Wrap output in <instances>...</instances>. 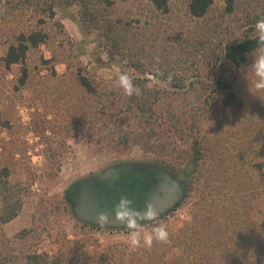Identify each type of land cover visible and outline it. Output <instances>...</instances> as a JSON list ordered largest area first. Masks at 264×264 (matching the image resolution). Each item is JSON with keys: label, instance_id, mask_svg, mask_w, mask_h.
I'll return each mask as SVG.
<instances>
[{"label": "rangeland", "instance_id": "1", "mask_svg": "<svg viewBox=\"0 0 264 264\" xmlns=\"http://www.w3.org/2000/svg\"><path fill=\"white\" fill-rule=\"evenodd\" d=\"M109 1L112 3L111 17L126 21L134 29L133 33H139L135 38H140L142 50L128 51L126 57L110 58L100 32L82 31L78 8L61 3L55 7V20L62 25L72 41L73 54L70 56L71 63L69 62L71 69L80 66L98 86L109 93L111 106H121L128 96L115 83L117 72H128L131 76L134 74L129 68L131 60L133 63L137 58L143 60L150 70L149 74L144 73L143 76L150 79L147 85L156 93L154 97L157 98L153 104L154 116L162 127L169 132L173 128L181 130L190 137V143L193 139L202 137L217 140L216 145L224 159V168L229 170L230 176L235 170L239 172L236 182L242 188V194L237 196L235 189L227 182L220 204L225 208L235 205L242 207L236 222L228 219L231 226L235 225L238 230L248 235V242L238 255L242 264H264L260 256L255 255L259 241H255L254 230L264 218V182H260L257 177V164L264 163V93H257L252 87L250 66L253 61L239 68L225 66V77L232 82L231 91L235 97V105L231 109L223 108L222 124L217 126L211 119L206 118V113H201L204 105L202 102L206 98L210 102L215 101L218 106L224 100V95L213 96L211 93L217 74L207 65L210 50L205 53L207 57H201L194 63L188 52L192 50V40L201 39L202 27L207 26L208 21L189 16V0H171L166 14L157 13L147 0ZM222 6L223 0H214L212 12L216 13ZM2 11L1 0L0 16ZM16 22L17 20L11 18L0 19V152L4 148L0 165H6L10 170L11 184L22 195V210L14 220L0 224V261L4 262L6 255L10 253L13 258L8 259L10 263L6 262L19 264L26 252L37 250L50 253L56 251L61 239L79 238L77 235L83 233L81 223L69 212L63 211V192L74 181L113 163L154 162L166 166L171 173H187V178L183 180L187 184L183 182L182 187L186 190L185 198L173 212L165 216V221L171 229L179 230L199 215L202 190L198 186L188 194L190 175L185 172L187 162L178 163L166 157L157 158L155 154L144 153L138 147L120 152H106L99 150L94 144L87 145L79 137L68 138V116L75 112L72 110L80 103L77 102L79 97L75 92L77 88L73 84L71 71L65 62H57L58 59L69 57L60 44L63 37L57 36L52 23L48 24L46 28L51 37L55 34L56 39L52 38L53 41L47 46L31 49L23 64L6 68L2 60L7 43L12 41L13 33L19 29ZM21 25L27 26L28 21L23 20ZM175 31H181L188 39L186 53L180 59L177 57L176 44H173V48L170 42V34ZM213 38L207 40L205 47L217 46V43L213 44ZM52 52L55 54L54 60H51ZM176 57L179 64L174 61ZM167 62L174 64L175 74L183 79L185 86L166 85L153 78L151 73H155L161 64L166 67ZM24 71L27 76L22 85ZM197 75L203 84L191 86L195 81L191 77ZM207 84L210 86L206 87ZM179 133L176 134V139L181 147L188 149V145L181 138V132ZM217 159V156L208 158L205 167L212 166ZM196 163L204 165V161L198 162L197 159L192 167ZM158 175V179H161V175ZM110 181L112 185L106 187L99 199L101 205L98 200L93 205H100L104 213L111 215H115L121 198H126L131 203L138 200L141 210L140 202L147 198V193L152 188L146 177L142 181V177L132 173ZM104 183L102 182L103 185ZM158 184L159 192L163 187V180H159ZM99 186H94V189L87 192V196L99 195ZM140 227L141 238L152 229L147 224ZM99 228L83 229L98 240L99 249L105 253L115 240L130 243L127 230ZM24 230L27 231L25 236L18 237ZM135 248L131 245V249Z\"/></svg>", "mask_w": 264, "mask_h": 264}, {"label": "trees", "instance_id": "2", "mask_svg": "<svg viewBox=\"0 0 264 264\" xmlns=\"http://www.w3.org/2000/svg\"><path fill=\"white\" fill-rule=\"evenodd\" d=\"M1 1V0H0ZM3 11L0 19L11 18L17 20L12 41L7 43L6 53L3 57V66L9 68L13 65H21L26 61L27 53L41 45H48L52 40L50 31L46 26L50 23L54 26L60 40L63 51L68 58L56 59L57 62H65L71 71L73 84L77 88L75 92L80 103L68 116L66 129L69 130L68 138L79 137L87 145L96 146L99 150L106 152H120L132 147L140 148L144 153L155 154L157 158L166 157L175 162H187L185 172H189L190 182L187 187L188 194L200 187L202 192V203L199 212L194 219L179 229H171L166 223L165 216L147 223L150 227L164 224L169 232V243L153 241L152 246H141L131 249L130 243L115 240L107 252L98 247V240L83 228L96 226L83 225L80 222L83 233L79 238L72 240L61 239L56 251L50 253L29 251L24 254L19 264H242L239 252L248 242V235L238 230L235 225H230L228 219L235 222L240 217L242 207H221V195L227 182L235 189L237 196L243 190L236 182L239 172L234 171L230 176L229 170L224 168V159L218 151L216 141L207 140L206 137L193 139L182 133L181 130L173 128L168 131L162 127L154 116L153 104L157 101L153 92L147 85L149 78L143 76L149 74L143 60L135 59L129 68L134 72L131 74L133 83L140 89V95L127 97L121 106H111L106 90L98 86L95 81L86 74L80 66L71 69L70 59L73 54V45L62 25L55 20L57 5L65 4L78 8L80 29L85 33L100 32L104 41V48L110 56L126 57L128 51H141L140 38H135L139 33H133L131 25L120 18H112L109 0H2ZM157 13L166 14L169 10L171 0H147ZM214 0H189L187 12L189 16L197 20H207L208 25L203 26L201 39H193L189 55L194 62L206 56L210 50L208 63L216 71V79L212 83V95H224L223 103L219 106L216 102H210L208 98L203 100L201 113L211 119L217 126L222 124L221 112L223 108H233L235 97L232 93V82L225 77V66L239 68L253 61L258 47L255 24L264 19V0H223L221 10L212 12ZM28 21V25H21L22 21ZM32 21V23H30ZM134 36V37H133ZM214 37V38H213ZM213 38L215 47H205L207 40ZM170 42L176 44L180 59L186 53L188 39L181 31L170 34ZM216 40V42L214 41ZM194 41V43H193ZM211 43V45H213ZM50 47V46H49ZM174 48V46H173ZM57 50V49H56ZM176 50V51H177ZM176 53V52H175ZM52 52L51 60H54ZM64 54V53H63ZM62 54V55H63ZM137 54V53H136ZM55 55V54H54ZM174 61L179 64L178 58ZM70 62V63H69ZM173 63L162 64L157 71L152 72L155 80L166 85L180 87L185 86L183 79L175 74L176 67ZM73 70V71H72ZM21 84L27 76L24 71ZM195 79L191 86L203 84L200 76L191 77ZM210 84V83H209ZM206 87H208V85ZM210 86V85H209ZM180 89V88H178ZM153 97V98H152ZM214 98V97H213ZM212 98V99H213ZM175 119V118H174ZM177 122V121H176ZM197 123V120H195ZM175 131V132H174ZM188 145V149L181 147L176 139V134ZM64 142V141H63ZM219 142V141H218ZM3 149L0 152L2 157ZM216 151V152H214ZM15 152V150H14ZM217 156V162L210 167H205L208 158ZM198 159L204 161V165L192 163ZM159 160V159H157ZM257 177L264 182V163H258ZM191 167L192 172L190 173ZM10 170L6 165H0V224L4 225L18 217L22 210V195L19 189L11 184ZM244 197H241V199ZM62 209L69 212L62 196ZM167 216V215H166ZM164 221V222H163ZM100 229V228H99ZM80 230V232H81ZM85 230V231H84ZM255 241H259L258 252L264 261V218L255 227ZM27 231L17 236L23 238ZM128 230L126 231V233ZM9 253L4 262L9 264L12 259ZM8 261L9 263H7Z\"/></svg>", "mask_w": 264, "mask_h": 264}, {"label": "flooded vegetation", "instance_id": "3", "mask_svg": "<svg viewBox=\"0 0 264 264\" xmlns=\"http://www.w3.org/2000/svg\"><path fill=\"white\" fill-rule=\"evenodd\" d=\"M163 170V171H161ZM112 173V174H109ZM129 173L135 176L142 177V181L145 177L151 182L152 188L147 193V198H144L140 202L141 210L138 207V200L131 203L130 208L132 211L143 214L146 211V206L151 205L153 210L157 213L158 219L173 212L178 207L183 199L185 198V192L183 185L187 184L183 181L187 178V173H171L169 169L159 163H143V162H127V163H113L106 167L97 170L94 173H88L84 177L69 184L63 192V201L67 207L69 213L75 217L78 221L82 222L83 225L96 226L101 228H109L111 230H124L125 225L116 221L115 215L104 213V209L100 208L99 199L101 194L105 192L106 187H110L113 178L124 177ZM161 179H158L159 175ZM182 178V179H181ZM102 179V180H101ZM101 180V181H99ZM163 180V187L158 192V182ZM102 182H105L104 185ZM99 186V195L90 194L87 196V192L94 189V186ZM103 185V187H102ZM115 190V187H113ZM85 196L87 199H85ZM98 200V206L94 207V203ZM134 205V206H133ZM100 214L107 216L108 222L104 227L99 226L97 223V217ZM151 220H137V225L141 226L149 223Z\"/></svg>", "mask_w": 264, "mask_h": 264}, {"label": "clouds", "instance_id": "4", "mask_svg": "<svg viewBox=\"0 0 264 264\" xmlns=\"http://www.w3.org/2000/svg\"><path fill=\"white\" fill-rule=\"evenodd\" d=\"M258 47L256 55L253 57V62L250 66L253 83L252 87L257 93H264V19L258 20L254 26ZM115 83L117 87L122 89L123 93L132 97L133 95L139 96L140 89L133 83L132 77L128 72H117ZM131 202L126 198H121L116 206L115 218L116 221L124 224L125 229L128 230L127 238L130 244L134 247L141 246V227L137 225V220H152L158 219L157 213L153 210L151 205L146 206V211L143 214L134 212L130 208ZM108 222L107 216L100 214L97 217L99 226L104 227ZM161 243H169V232L166 225L159 224L152 227L151 231L143 235V246L151 247L153 241Z\"/></svg>", "mask_w": 264, "mask_h": 264}, {"label": "water", "instance_id": "5", "mask_svg": "<svg viewBox=\"0 0 264 264\" xmlns=\"http://www.w3.org/2000/svg\"><path fill=\"white\" fill-rule=\"evenodd\" d=\"M148 77H152V76H149V75H148Z\"/></svg>", "mask_w": 264, "mask_h": 264}]
</instances>
